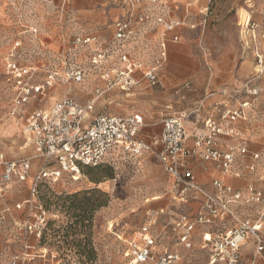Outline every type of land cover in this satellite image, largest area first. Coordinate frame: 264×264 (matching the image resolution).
Wrapping results in <instances>:
<instances>
[{
  "label": "rangeland",
  "instance_id": "374dc122",
  "mask_svg": "<svg viewBox=\"0 0 264 264\" xmlns=\"http://www.w3.org/2000/svg\"><path fill=\"white\" fill-rule=\"evenodd\" d=\"M108 4L109 0H0V156L6 161L32 158L33 171L44 163L28 144L23 124L10 116L15 91L6 74V58L12 54L22 64L59 68L62 63L51 54L76 36H112L117 11ZM184 5L194 14L190 19L197 26L170 42L157 85L144 82L125 97L103 90L97 95L98 86L91 79L60 83L32 99L29 111L48 109L65 96L84 103L95 100V114L144 116L141 137L151 146L161 134L163 121L174 115L187 117L188 140L204 136L205 118L214 110L207 103L219 101L225 90L229 108L249 101L247 117L235 126V132L239 131L246 149L260 153L261 159L255 171L246 170L247 186L239 191L247 195L253 186L263 192V199L236 211L254 220L262 215L264 235V72L259 73L256 57L264 53V42L253 43L242 29L251 12L253 21L264 30V0H191ZM201 10L203 15L195 18ZM157 53L152 48L148 60ZM83 63L88 65L86 60ZM46 71L36 74V84L42 85ZM249 91H256L257 96ZM221 137L219 150L224 143ZM193 160L196 167H210L199 157ZM81 171L78 181L64 178L39 184L33 197L30 181L5 184L0 167V264H11L13 259L18 264H157V259L135 260L134 251L144 247L145 238L155 241V258L177 251L180 259L174 264H210L209 249L202 248L201 240L207 228L196 229L189 248L177 241L173 217L164 214L181 211L194 219L201 208L173 199L171 178L154 152L142 159L118 152L97 168ZM39 207L47 212L40 238L34 232ZM228 224L219 222V229ZM254 248L253 240L243 246V264H251ZM258 264H264V254Z\"/></svg>",
  "mask_w": 264,
  "mask_h": 264
},
{
  "label": "built area",
  "instance_id": "2783aa9c",
  "mask_svg": "<svg viewBox=\"0 0 264 264\" xmlns=\"http://www.w3.org/2000/svg\"><path fill=\"white\" fill-rule=\"evenodd\" d=\"M110 5L121 9L122 15L113 22L112 38L99 36H76L65 48L53 57L62 63L59 68H38L27 65L10 55L5 60L6 74L14 86V96L10 116L15 120L24 119L26 106L32 99L44 95L46 88L63 83H82L90 77H97L103 87L97 88V95L103 91L119 89L125 94L132 93L142 84L136 73L150 85L159 83L158 72L167 60L168 40H179L176 31L183 26L181 21L171 17L164 0H109ZM245 36L255 43L264 42V30L253 21L250 12L242 23ZM156 34L157 57L149 61V53L154 48L155 40L150 34ZM52 55V54H51ZM259 60V73L264 72V53H256ZM86 60L88 65L83 61ZM42 69L47 70L42 85L35 83V76ZM257 96L256 91H249ZM99 97V96H98ZM249 101L238 108H225L220 122L208 119L205 123L206 134L195 137L194 146H186L189 135L186 132V116L174 115L163 121L162 135L148 145L140 137V130L145 126L140 114L121 116L118 114L98 113L95 100L83 103L69 96L60 99L48 109L35 110L26 117L25 133L31 137L38 157L46 160L43 169L34 177L29 190L35 197L40 183H58L64 178L76 180L84 167H97L112 158L115 153L134 159H142L147 153L154 152L162 168L171 178L173 199L182 205H191V200L203 199L201 211L193 218L184 212H166L173 217V232L179 244L184 247L193 245L192 236L198 227L207 228L202 232V248L209 249L210 264H243L241 251L243 246L253 240L255 243L251 264H258L264 254V235L262 215L258 220L239 216L236 209L244 204H260L263 192L249 187L247 195L233 186L215 181L217 193L212 194L199 185L190 159L199 157L203 161L214 163L225 173L234 169L239 156L248 155L249 151L240 146L237 152L222 151L217 148V140L222 135L235 136L233 126L246 119ZM260 155H254L255 161ZM32 158L6 161L0 156L5 184L18 181L26 183L31 177ZM251 171L256 167L250 166ZM3 191L0 188V197ZM47 212L39 207L34 232L41 237L45 229ZM229 222L219 229L218 223ZM146 230V229H145ZM144 247L134 251L137 262L154 261L157 264H174L180 258L177 251L165 253L155 258V241L145 238ZM11 264H18L13 259Z\"/></svg>",
  "mask_w": 264,
  "mask_h": 264
},
{
  "label": "crops",
  "instance_id": "0c3cea01",
  "mask_svg": "<svg viewBox=\"0 0 264 264\" xmlns=\"http://www.w3.org/2000/svg\"><path fill=\"white\" fill-rule=\"evenodd\" d=\"M190 1L191 0H166V2H165L166 5H167V7L169 8V12H170L171 17L173 19L178 20V21H181L183 23V26L180 27L178 29V31H176V34L179 35V39H180L181 33L185 29H195L196 26H197L196 21L190 19V18H192V16H194V14L193 13H190L189 6L187 7V6L184 5V4L189 3ZM108 6H113V5L108 4ZM115 10L117 11V13H115L113 15L112 24H113L114 21H116L122 15L121 9H118L117 7H115ZM203 13H204V11L201 10L199 12V14L195 15V18H198L199 15L200 16L203 15ZM111 27H112V25H111ZM113 32H114V29H113ZM112 35H113V33H112ZM155 35L156 34H152L151 33L149 36H150V38H152ZM88 36H91V35H88ZM101 38L102 39H105L103 37H101ZM107 38H112V36L111 37H107ZM170 42H174V41H172L171 39L168 40V43H167L168 44V48H169ZM152 44H153L154 48H156V50H157L156 40H155V43H152ZM64 48H65V46L63 45L62 50ZM59 52H57L56 54H58ZM52 55H54V54H52ZM36 67H38V66H36ZM38 68L41 69V68H43V66L38 67ZM136 76H137V78H139L142 81V83L145 82V83L150 84L147 80H144L142 78V73L137 72L136 73ZM158 77H159V74H158ZM89 79H91V81H93L94 86L97 85L98 87H103L102 81H100L96 76L95 77H90ZM74 85L76 86V84H74ZM110 92L112 94L114 92H119L120 94H122L125 97H130V96L133 95V93L125 94L122 91H120L119 89H114V91H110ZM42 96H39V97H42ZM220 96L221 97H220V100L219 101H214V100L208 101L207 104L210 105L214 110L212 111V113H210V115L207 118H205V123H206V121L208 119H214L215 121L220 122V117L222 116V111L225 108H228L229 107V105H228V103H226V99H225V98H227V91L226 90L223 91ZM31 103H32V100H31ZM31 103H29L26 106V108H25L24 119L16 120V121H18V122H20V123L23 124V131H24L23 133H24L25 137H27L28 144L31 145L34 148L35 154H37L36 148H35V146L32 143L31 137H29L25 133V125L27 123L26 122L27 115H29L31 112H33L35 110H42V109H35V110L29 111V107H30ZM96 114H94V115H96ZM135 114H138V113H135ZM118 115H120V114H118ZM132 115H134V114H132ZM132 115H126V116H132ZM121 116H125V115H121ZM197 118H198V116H197ZM144 123H145V119H144ZM238 123H236L234 125H230L228 123H223V124H224V126H233L235 128V126ZM144 127L140 130V133H139L140 134V137H141V132L143 131ZM162 130H163V128H162ZM237 132L238 133L235 136H231V137H229V136H222L221 137V142L222 141L224 142L221 145V149L222 150L227 151V152H229L231 150H234L235 152H237V149L236 148H238L240 146H244L245 147V144H244L245 141L242 138H240L239 131H237ZM161 135H162V131H161V134L158 137L155 138V140L157 138H159ZM194 142H195V137L192 138V140L190 138V140L187 141L186 146L189 147V148H192L194 146ZM254 155H260V153H254V152H250L249 151L248 155H245V156H239L238 155V158L236 160V163L234 164V169L230 173H225L224 171H223V173H221L220 171L217 170V168L214 167L215 166L214 163L209 162V161H206V162H209L208 165L210 167H207L206 169L203 168L202 166H199V165H197V167H196L195 166V161L193 159H195L197 157L191 158L189 163H190V166L195 171V174L197 176V180H198L199 185L202 186L208 192H210L212 194H216L217 193V190H216L215 186L213 185V183L215 181H221V182L225 183L226 185L233 186L234 189L237 190V191L242 190L243 188H245V186H247L246 185V178L244 177V173L246 172V170H248V172L250 171V169H249L250 166L256 167L257 166V163L261 159V156H260L259 160L255 161L253 159V156ZM37 157H38V154H37ZM38 159H41V158L38 157ZM41 160L44 163L36 171H33V165H32L31 177L26 181V182H29L30 181L29 189H30V187H31V185L33 183L34 177L43 169L44 165L46 164L45 163L46 160H43V159H41ZM8 161H14V160H8ZM192 164L194 166H192ZM2 173H3V169H2ZM219 176H221V179H217V178H219ZM210 180L211 181L213 180V181L211 182ZM202 203H203V199L202 198H198L197 200H191V202H190V204H194V205H196V207L198 206L199 208L202 207V205H203Z\"/></svg>",
  "mask_w": 264,
  "mask_h": 264
},
{
  "label": "trees",
  "instance_id": "16d2710c",
  "mask_svg": "<svg viewBox=\"0 0 264 264\" xmlns=\"http://www.w3.org/2000/svg\"><path fill=\"white\" fill-rule=\"evenodd\" d=\"M101 164H103V163H101ZM101 164H99V165H101ZM99 165H98V166H99ZM98 166H97V167H98ZM97 167H90V168H97ZM84 168H85V167H84ZM82 169H83V168H82ZM40 184H41V183H40Z\"/></svg>",
  "mask_w": 264,
  "mask_h": 264
},
{
  "label": "bare ground",
  "instance_id": "6f19581e",
  "mask_svg": "<svg viewBox=\"0 0 264 264\" xmlns=\"http://www.w3.org/2000/svg\"><path fill=\"white\" fill-rule=\"evenodd\" d=\"M80 178H77L76 181H78Z\"/></svg>",
  "mask_w": 264,
  "mask_h": 264
}]
</instances>
